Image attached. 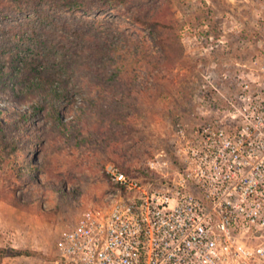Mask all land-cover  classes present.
Segmentation results:
<instances>
[{
    "label": "rangeland",
    "instance_id": "1",
    "mask_svg": "<svg viewBox=\"0 0 264 264\" xmlns=\"http://www.w3.org/2000/svg\"><path fill=\"white\" fill-rule=\"evenodd\" d=\"M25 63L65 88L61 122L81 123L61 130L50 106L16 121L34 106L20 95ZM261 65L264 0H0V249L12 252L0 264H51L59 233L103 201L105 164L170 151L179 129L231 109L238 75ZM94 70L108 79L98 88Z\"/></svg>",
    "mask_w": 264,
    "mask_h": 264
},
{
    "label": "built area",
    "instance_id": "2",
    "mask_svg": "<svg viewBox=\"0 0 264 264\" xmlns=\"http://www.w3.org/2000/svg\"><path fill=\"white\" fill-rule=\"evenodd\" d=\"M221 117L176 132L144 173L113 163L100 205L62 230L51 264H264V65Z\"/></svg>",
    "mask_w": 264,
    "mask_h": 264
},
{
    "label": "trees",
    "instance_id": "3",
    "mask_svg": "<svg viewBox=\"0 0 264 264\" xmlns=\"http://www.w3.org/2000/svg\"><path fill=\"white\" fill-rule=\"evenodd\" d=\"M26 64V63H25ZM23 65L21 67H19L20 69V72L22 74L23 77H25V82H26V88L22 90L24 91L23 93H21L20 95H24L30 99H33L32 102L34 103V106L32 107V112H28V113H20L19 116H18V120L16 121H21L23 120L24 122L26 120H28L30 117L32 116H35L37 115L36 113L37 112H42V110L44 109V107L46 106H50L51 107V115H53V118L55 121H57L56 124L59 125V127H61L60 129L63 130L65 129L66 127H68V125H70V123H73V122H77L78 123H81V119L78 115H75L73 116V120L72 119H69L68 122L66 123H62L61 122V117L59 115V112H58V105H60V103H64V101L66 100L67 98V95H66V90L65 88H54V87H51L47 84L46 81H44V79H41V78H36L37 77V74L35 72V69H26L27 67V64L26 65ZM62 71V70H61ZM24 72H26V75H24ZM93 81H92V85L94 87H99L97 86V78H102V81H105V80H108L106 78V75L101 73L99 70H94L93 72ZM27 75H29L28 77H26ZM20 80L19 77L17 78H13L11 80V83H12V87H18V83H20ZM0 84L1 85H5V86H8V82H5L3 80L2 77H0ZM20 87V86H19ZM104 87L103 89L104 90H107L108 88H106L104 85L102 86ZM33 91H36V94H33L32 92ZM2 93H5L4 92V89L1 88L0 89V94ZM39 93V97H37L36 95H38ZM17 94V93H16ZM15 95V94H14ZM35 98H38V99H35ZM12 98H9V96H6L4 97V100L5 101H10ZM1 97H0V102H1ZM7 108V107H6ZM103 109V108H102ZM9 111H12V109L9 107L8 108ZM15 112V111H13ZM3 113V109L0 107V114ZM61 123V124H59ZM2 124V121H1V118H0V125ZM114 165H116L117 167H119L121 170H123L124 172L126 173H134V172H139L141 174L144 173V166H138L136 168H132L130 166L126 167L122 164H117V163H113ZM105 179L109 182V179L107 177V175L105 173H103ZM58 189L60 191H62L63 187H58ZM15 254H26V255H29V252L26 251V250H15L13 251ZM12 252H7L6 250L4 249H0V256H3V255H11Z\"/></svg>",
    "mask_w": 264,
    "mask_h": 264
}]
</instances>
